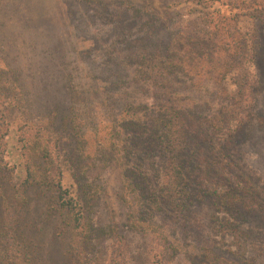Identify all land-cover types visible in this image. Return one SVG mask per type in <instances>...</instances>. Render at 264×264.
Here are the masks:
<instances>
[{"label": "rangeland", "instance_id": "374dc122", "mask_svg": "<svg viewBox=\"0 0 264 264\" xmlns=\"http://www.w3.org/2000/svg\"><path fill=\"white\" fill-rule=\"evenodd\" d=\"M197 15L186 0H0V80L13 129L8 168L0 166V264H71L69 221L47 187L20 189L19 155L11 147L20 145L17 127L25 122L49 130L56 141L62 183L93 229L89 262L264 264V226L257 242L242 235L236 240L232 226L223 237L219 224L223 216L235 223L264 202V120L251 110L256 127L248 134L236 129L249 108L232 102L230 75L215 83L193 72L175 79L171 70L158 76L150 71L167 55V40L189 31ZM153 19L166 41L142 38ZM235 26L251 40L246 66L256 85L264 29L243 15ZM165 89L178 96L202 142L180 151L188 164V195L180 205L159 190L171 153L157 105ZM154 192L160 196L156 206ZM222 195L234 202L227 211L219 206ZM10 215L18 224L15 234L20 232L13 262L3 248L11 242Z\"/></svg>", "mask_w": 264, "mask_h": 264}, {"label": "trees", "instance_id": "16d2710c", "mask_svg": "<svg viewBox=\"0 0 264 264\" xmlns=\"http://www.w3.org/2000/svg\"><path fill=\"white\" fill-rule=\"evenodd\" d=\"M186 1L198 13L197 18L192 21L193 24L189 31L176 35L173 40L170 39L171 37L167 40V36L161 33V24L153 19L148 26L147 33L142 37L150 40V43L157 42L158 38L161 41L167 40L169 48H167V45L163 48L164 51L168 49L167 55L152 62L150 71L153 76H158L160 70H171L172 73H175V79H178V75L184 71L187 73L193 72L196 77L205 76L215 83H220V81L225 80L227 75H230L235 86L230 97L232 102L234 105L236 104V107L249 108V111L241 115L242 117L237 118L236 129L242 127V130L248 134L249 130L252 131V128L256 125L254 115H250L251 110L264 120V60L257 64L260 71H262V74H260L262 77L255 85L252 74L246 66V60L250 56L248 52L251 40L235 25L239 17L243 15L259 21L264 29V0ZM217 3H221L219 7ZM223 4L226 9H222L221 5ZM252 35L257 38L258 31L253 30ZM154 37L156 40H152ZM253 47L255 46L253 45ZM3 84H5L4 81L0 80V166L8 168V160L5 158L9 152L7 149L8 139L11 137L13 129H10L12 122L7 119L6 115V106L10 103V99L4 89L1 88ZM165 92L167 96L163 97L160 103L158 101L157 105L162 109V131L171 153L164 174L161 177L159 190L171 198L175 204H179L182 201L181 196L188 195L186 187L188 164L181 160L180 151L184 147L190 150L192 144L200 148L202 142L194 136L192 126L188 123L189 119L185 108L177 105L178 96L174 95V92L168 93L166 89ZM32 127H34L32 124L26 122L18 124L17 142L20 145L16 147L12 144L11 147L16 149L19 155L15 164L23 174L19 184L20 189L25 191L28 187L36 184L47 187L53 206L61 210L69 221L71 238L68 249L71 264H94L89 262L87 257V251L92 246L90 236L93 229L84 220L82 208L77 198L62 183L63 173L58 165L54 149L56 141H54L55 139L49 130L43 128L33 130ZM221 144L224 147V144ZM260 186L262 187L263 184ZM150 201L151 205L156 206L160 202V196L154 192ZM218 202L220 209L226 211L234 203L227 195H222ZM263 207L264 202L262 201L259 208L251 207L250 212H247L245 217L238 218L235 223L223 216L219 222L224 233L223 237L226 236V230L232 226L231 232L236 236V240L242 235L247 240L255 239L257 242H261L263 229L260 232L259 226H264ZM238 210L235 207L236 213ZM188 211L187 216H189ZM193 211V209H190L191 214ZM152 214L154 215V213ZM11 218L12 215L8 218V224L6 225V233L9 236L7 237L5 231H3L6 238H10L11 242H5L3 248L7 261L13 262L14 256H17L14 253V239L17 238L16 236L20 232L17 235L15 234L16 228L14 226L16 227L18 224H15L14 219ZM244 222L248 224L245 228H242L241 225ZM134 225L135 223H132V226ZM201 235H203L202 232ZM209 253L211 254L210 251ZM245 254L246 251H243V256ZM217 260L215 256L212 257V263ZM245 261H247V258ZM219 262L220 264H239V262L227 259Z\"/></svg>", "mask_w": 264, "mask_h": 264}]
</instances>
